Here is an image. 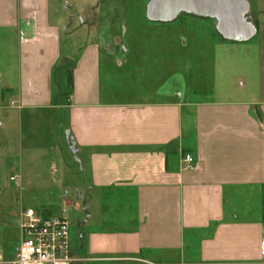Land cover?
<instances>
[{
  "label": "crops",
  "instance_id": "1",
  "mask_svg": "<svg viewBox=\"0 0 264 264\" xmlns=\"http://www.w3.org/2000/svg\"><path fill=\"white\" fill-rule=\"evenodd\" d=\"M246 1L264 15V0ZM124 5L0 0V182L12 170L0 184V251L10 257L22 241L32 130L40 121L53 136L66 131L82 165L79 176L65 163L53 174L58 166L48 164L63 217L72 213L80 227L78 257L264 264V18L245 48L253 58L242 64L246 87L192 90L191 68L174 64L154 92L140 94L128 60L134 48L123 39ZM216 32L220 41L210 40L212 32L189 34L224 49ZM186 154L196 170L186 168Z\"/></svg>",
  "mask_w": 264,
  "mask_h": 264
},
{
  "label": "rangeland",
  "instance_id": "2",
  "mask_svg": "<svg viewBox=\"0 0 264 264\" xmlns=\"http://www.w3.org/2000/svg\"><path fill=\"white\" fill-rule=\"evenodd\" d=\"M67 1L71 2V0ZM126 1L128 5L123 6V39L126 43L125 46L134 48L128 60L130 67L136 68V74L133 76L137 80V86H135L140 94L154 92L159 86V81L163 78L164 71L167 68L172 69L174 64L175 67L180 65L184 68L186 66L191 68L190 72L186 71V76L190 81L192 90L211 94L210 92L215 90L221 93L231 87L238 90L241 86H247L249 66L243 68L242 64H246L250 54L245 48L249 47L248 45H253L254 39L241 36L239 42H236L238 44H233L231 43L232 40L224 38L223 40L228 45L224 49L206 46L205 42L198 44L196 39H191L190 34L199 38L212 32L215 36L210 40H221L216 32L221 24L218 17L192 15L190 18V14L180 11L174 21L154 22L147 17L148 4L151 0ZM126 12L131 14L124 18ZM247 17H249L248 20H246ZM263 18L264 15L253 6L244 15L242 24L254 32ZM202 39L209 40V38ZM250 55L252 61V54ZM140 81L143 87L138 85ZM31 144L33 156L31 163L27 165L28 184L31 192L23 193L24 201L29 204L28 207L30 206L39 212H42V209L47 210L46 214L50 217L63 216L61 201L63 193L58 190L55 177L51 173L55 174L58 170L60 175L61 164L65 163L70 166L69 168L74 174L82 176V165L68 145L66 131L58 132L57 136H53L49 133V128L43 126L39 121L32 130ZM49 163H53L55 167L56 164L58 166L57 169L53 168L51 173ZM11 172L12 170L8 169L2 173L0 184L9 183ZM58 185L67 186L64 183ZM11 186L17 187L18 183L11 182ZM73 216L71 213L68 218L70 225L72 224L70 227L72 252L77 256H83V247L76 244V232L80 227L73 224ZM89 264L148 263L139 260L109 258Z\"/></svg>",
  "mask_w": 264,
  "mask_h": 264
},
{
  "label": "built area",
  "instance_id": "3",
  "mask_svg": "<svg viewBox=\"0 0 264 264\" xmlns=\"http://www.w3.org/2000/svg\"><path fill=\"white\" fill-rule=\"evenodd\" d=\"M184 163L189 170L198 167L191 154L184 156ZM20 231V245L10 257L0 251V264H89L107 260L73 254L70 223L66 217H45L38 210L27 208L20 216ZM260 256L264 260V238L260 243Z\"/></svg>",
  "mask_w": 264,
  "mask_h": 264
},
{
  "label": "water",
  "instance_id": "4",
  "mask_svg": "<svg viewBox=\"0 0 264 264\" xmlns=\"http://www.w3.org/2000/svg\"><path fill=\"white\" fill-rule=\"evenodd\" d=\"M249 9L246 0H151L147 17L154 22H171L180 11L199 17H218L219 33L225 39L239 41L241 36L249 39L254 34L242 24Z\"/></svg>",
  "mask_w": 264,
  "mask_h": 264
}]
</instances>
